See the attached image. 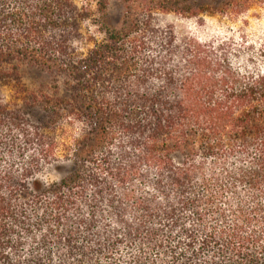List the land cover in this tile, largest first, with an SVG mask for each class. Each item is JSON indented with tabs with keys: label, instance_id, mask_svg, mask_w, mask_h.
I'll return each instance as SVG.
<instances>
[{
	"label": "trees",
	"instance_id": "obj_1",
	"mask_svg": "<svg viewBox=\"0 0 264 264\" xmlns=\"http://www.w3.org/2000/svg\"><path fill=\"white\" fill-rule=\"evenodd\" d=\"M110 3L0 0V264H264V43L157 24L190 0Z\"/></svg>",
	"mask_w": 264,
	"mask_h": 264
},
{
	"label": "rangeland",
	"instance_id": "obj_2",
	"mask_svg": "<svg viewBox=\"0 0 264 264\" xmlns=\"http://www.w3.org/2000/svg\"><path fill=\"white\" fill-rule=\"evenodd\" d=\"M190 1L202 4L204 9L207 8L206 12L196 17L159 14L156 17L157 24L172 29L178 36H192L201 41L233 37L235 43V40L238 41L243 35L248 43H264V7H253L235 18L225 10L228 0ZM123 11V0H111L110 22L113 24L120 19ZM233 61L235 63V59ZM20 75L23 84L29 90H37L40 86H47L49 82V77L45 73L24 65L20 67ZM70 170L67 165H54L37 177L35 184L41 187L57 183Z\"/></svg>",
	"mask_w": 264,
	"mask_h": 264
}]
</instances>
